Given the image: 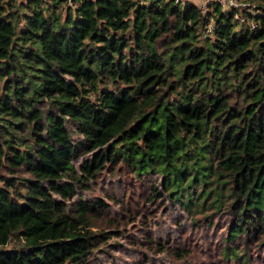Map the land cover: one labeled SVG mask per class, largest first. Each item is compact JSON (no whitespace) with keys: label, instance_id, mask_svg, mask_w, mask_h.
I'll return each instance as SVG.
<instances>
[{"label":"trees","instance_id":"obj_1","mask_svg":"<svg viewBox=\"0 0 264 264\" xmlns=\"http://www.w3.org/2000/svg\"><path fill=\"white\" fill-rule=\"evenodd\" d=\"M236 2L0 0V264H88L82 192L124 172L264 252V0Z\"/></svg>","mask_w":264,"mask_h":264},{"label":"rangeland","instance_id":"obj_2","mask_svg":"<svg viewBox=\"0 0 264 264\" xmlns=\"http://www.w3.org/2000/svg\"><path fill=\"white\" fill-rule=\"evenodd\" d=\"M206 1L199 4L205 6ZM101 177L82 197H102L110 205L96 225L112 234L92 252L88 264H239L221 254L225 216L194 224L169 202L149 201L148 182H136L126 172ZM252 264H264V252L254 254Z\"/></svg>","mask_w":264,"mask_h":264},{"label":"built area","instance_id":"obj_3","mask_svg":"<svg viewBox=\"0 0 264 264\" xmlns=\"http://www.w3.org/2000/svg\"><path fill=\"white\" fill-rule=\"evenodd\" d=\"M217 1H219L223 9H227L228 7L239 6V3H237L236 0H217Z\"/></svg>","mask_w":264,"mask_h":264},{"label":"crops","instance_id":"obj_4","mask_svg":"<svg viewBox=\"0 0 264 264\" xmlns=\"http://www.w3.org/2000/svg\"><path fill=\"white\" fill-rule=\"evenodd\" d=\"M190 1H193V2H195V3H197L198 5H201V4H199L200 2H202V0H190ZM207 2V1H206ZM207 4V3H206ZM205 4V5H206Z\"/></svg>","mask_w":264,"mask_h":264}]
</instances>
